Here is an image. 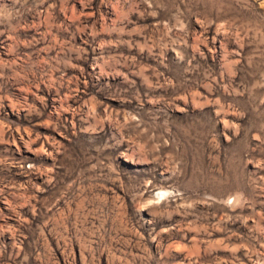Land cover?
<instances>
[{
    "label": "rangeland",
    "instance_id": "rangeland-1",
    "mask_svg": "<svg viewBox=\"0 0 264 264\" xmlns=\"http://www.w3.org/2000/svg\"><path fill=\"white\" fill-rule=\"evenodd\" d=\"M0 264H264V0H0Z\"/></svg>",
    "mask_w": 264,
    "mask_h": 264
}]
</instances>
